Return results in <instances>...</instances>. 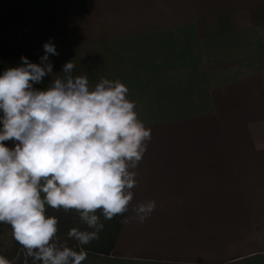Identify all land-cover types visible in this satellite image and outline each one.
Here are the masks:
<instances>
[{"label":"crops","instance_id":"0c3cea01","mask_svg":"<svg viewBox=\"0 0 264 264\" xmlns=\"http://www.w3.org/2000/svg\"><path fill=\"white\" fill-rule=\"evenodd\" d=\"M58 3L59 55L38 89L73 60L93 85L125 83L152 129L121 257L82 264H264V0Z\"/></svg>","mask_w":264,"mask_h":264},{"label":"clouds","instance_id":"9594fccd","mask_svg":"<svg viewBox=\"0 0 264 264\" xmlns=\"http://www.w3.org/2000/svg\"><path fill=\"white\" fill-rule=\"evenodd\" d=\"M43 48L39 63L22 56L0 75V224L11 227L21 249L14 260L0 254V264H82L104 221L129 222L135 169L152 138L120 79L93 85L87 74H73L70 60L46 89L34 87L52 76L49 56L59 55L51 38ZM155 208L147 200L132 211L143 223ZM48 209L74 211L86 228L72 227L63 238Z\"/></svg>","mask_w":264,"mask_h":264},{"label":"trees","instance_id":"16d2710c","mask_svg":"<svg viewBox=\"0 0 264 264\" xmlns=\"http://www.w3.org/2000/svg\"><path fill=\"white\" fill-rule=\"evenodd\" d=\"M60 16L58 0H0V75L8 67L21 64V57L26 56L31 62L39 63L44 55L43 45L53 39ZM40 84L34 85L39 88ZM0 122V128H2ZM7 146L14 147L12 141L5 142ZM49 215L59 217V235L63 238L72 227L79 225L81 230L86 225L80 224L76 213L57 212L48 209ZM128 213H124L127 217ZM103 220V217H101ZM121 216L104 221V230L100 233L99 240L85 246L87 253L103 257H121L116 254L115 246L125 224H122ZM11 227L0 224V246L2 237L9 232ZM12 237V235H11ZM75 241L69 240V246H74ZM20 245L13 239L9 248L0 251L8 259L14 260L20 251ZM79 250V249H77Z\"/></svg>","mask_w":264,"mask_h":264},{"label":"rangeland","instance_id":"374dc122","mask_svg":"<svg viewBox=\"0 0 264 264\" xmlns=\"http://www.w3.org/2000/svg\"><path fill=\"white\" fill-rule=\"evenodd\" d=\"M3 113L0 112V116H2ZM2 245L0 246V251H4L7 248L10 247L11 243H12V237L11 234L9 232H7L3 237H2Z\"/></svg>","mask_w":264,"mask_h":264}]
</instances>
